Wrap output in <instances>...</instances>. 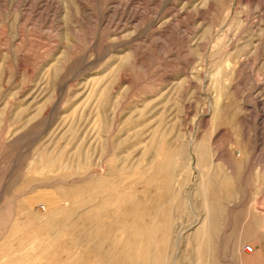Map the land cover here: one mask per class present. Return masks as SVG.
Returning <instances> with one entry per match:
<instances>
[{
	"label": "rangeland",
	"instance_id": "1",
	"mask_svg": "<svg viewBox=\"0 0 264 264\" xmlns=\"http://www.w3.org/2000/svg\"><path fill=\"white\" fill-rule=\"evenodd\" d=\"M178 148L170 192L162 177L149 186V222L172 224L164 264H264L263 223L233 248L264 216V0H0V264H74L82 246L40 226L48 204L83 199L102 189L88 181L121 170L139 188L137 175ZM214 171L233 190L216 231L204 223L196 239L208 207L194 184ZM109 205L107 220L127 206Z\"/></svg>",
	"mask_w": 264,
	"mask_h": 264
},
{
	"label": "bare ground",
	"instance_id": "2",
	"mask_svg": "<svg viewBox=\"0 0 264 264\" xmlns=\"http://www.w3.org/2000/svg\"><path fill=\"white\" fill-rule=\"evenodd\" d=\"M101 94H102V92H101ZM97 100L100 101L99 97L97 98ZM99 125H100V123H99ZM159 145H160V143H159ZM199 145H200V143H199ZM164 150H167V149H164ZM179 153H181V149L178 148L176 151L173 152V155H174L173 157H172V155L168 156V154H167V159L163 163L157 164L153 168V172H149L148 170H142L141 173L138 172L139 175H137V176L142 177V179H140V178L138 179V180L142 181V184H141L142 187L140 186L139 188H137L135 186V185H137L136 184V182H137L136 178L137 177L136 178L134 177L136 175L133 176V173L135 172V170H121L120 172H118L119 175L117 174L118 177H116V178H114V177H103V176H96L95 178L93 177L94 180L88 181V183L94 182L95 183L94 185L101 184L102 189H99L96 185V187H97L96 190L99 189V191H88L87 196H84L83 199L72 200V201L70 200L69 203L64 202L66 204L65 206L51 205V204L49 205L48 204V206H47L48 207V213H47L46 217L43 218L40 226L48 231V235L54 234L55 236H58V235H61L62 233L70 234L72 236V238L75 240L76 244H80L82 246V251L79 254H76V255L73 254L75 256V257H73L74 259L72 260L74 264H164L163 256L166 257L164 254V250L166 251V248L168 246H170V244H172V240H173L172 239V229H170V227H172V226H169V224L170 225H172V224H171V222L168 223L169 220L168 221L163 220L160 223H156V221H155V224H151L149 222V220L152 221V219L154 217V216H152V219H150V217H149L150 210H151L150 204L152 202H154V204L156 203V205H157V200L159 199V196L155 197L150 193L149 186L151 185V182L156 177H162L160 180L159 187L161 188V190L163 192H170L169 190H171L170 189L171 186L169 187V185L171 182L169 183V179L173 175V170H176L177 168L181 167V165L178 164L176 161V157H178ZM150 156H151V154H150ZM196 158H198L197 162H196L197 165H202L203 163H205V160H204L205 159V152L203 151V149H200V148L197 149V157ZM150 160L148 159V161H147L148 166L151 165ZM124 161L125 160H123L122 162L124 163ZM209 161H210V159H209ZM185 165L183 166V169L187 170V165L186 166ZM127 166L128 165H126V167ZM210 166H212V165H210ZM123 167H124V165H123ZM201 168L203 169L204 166ZM226 168H228V167H226ZM120 169L118 168L117 170L119 171ZM212 170H222V169L219 166L218 167L215 166ZM113 171L114 170H112V172ZM200 171H202V170H200ZM107 172L110 175L111 174L113 175V173L111 172L110 169H109V171L107 170ZM109 174H108V176H109ZM103 175H106V174H103ZM91 178L92 177H90V180H91ZM172 179H173V177H172ZM194 185H195L196 190L202 191L204 193L207 191L206 192L207 196L205 197L204 202H205L206 206L208 207V209H206L208 212L204 215L202 220L199 221V225H197V227L194 229L193 235H195V237H198L200 234H203V235H201V237H202L206 234V237H207L208 234L205 233V229H204L205 234L203 233V229H202L203 224L208 223L209 229L210 228L212 229L213 225L218 221L215 218H213V216L217 214L216 208L217 207L219 208L220 203L222 205V202H221L222 199L223 200L224 199H227V200L230 199L229 198L230 197V190L233 187V180H232V177L225 172L222 173L219 171H214L212 174H206V175H203V173H200L199 180H197ZM92 187H94V186H92ZM86 188H87L86 185L81 186V187L78 186V187L74 188L73 190H74V193L78 194V192H80L81 190L86 189ZM103 189H107V190L108 189H110V190L117 189L123 193L119 192L120 194L113 198V195L108 194V193H110V191L108 193L106 191H105L106 193H103L104 192ZM232 190H231V192H232ZM112 191H114V190H112ZM216 191H220V194L219 193L217 194ZM202 192L200 194H202ZM112 194H114V193L112 192ZM98 195H100V196H98ZM172 197H174V196H172ZM116 199H118L120 202H123L127 206L124 207L123 209H121L120 211H118L116 215H114V216L112 215L113 218L107 220L111 216V214H110L111 212H109V208H107V206L109 204H112ZM166 199H168V197ZM65 200L68 201L66 198H65ZM144 201L147 202L146 204H149V207H147V210L144 208L146 205L144 207H142L144 205V204L142 205V202H144ZM53 202H55V201H53ZM159 202H160V200H159ZM162 203L161 204L158 203V206H159V204L161 206ZM119 205L121 206V204H119ZM166 205H164V206H166ZM221 205H220V207H221ZM114 208H115V206H114ZM170 209H168V210H170ZM155 211H157V210H155ZM215 211H216V214H214ZM221 211H222V208H221ZM221 211L220 212L218 211V213H221ZM169 213L171 214V211ZM166 215H167V213H166ZM170 217H171V215H170ZM36 219H38V218L36 217ZM169 219H171V218H169ZM262 219L263 220L261 223L264 224V218H262ZM214 221H215V223H214ZM255 221L258 222L256 219H255ZM172 222H173V220H172ZM214 227L216 228V225ZM246 227H248V226H246ZM209 233H211V232H209ZM37 234H36V236H37ZM51 236L52 235H50V237ZM68 237H69V235H68ZM62 238H63V236H62ZM141 238H143V240ZM205 238H203V240ZM196 239H199V237ZM141 240H142V242H141ZM59 241H57V242H59ZM53 242H55V241H53ZM62 242H61L62 247L60 249H62L64 252V250L68 248V245L66 243H64V242L62 243ZM197 242H198V240H197ZM210 243H208L207 241H203L201 243H196L197 245H196L195 249H201V250L204 248L206 249L208 244H210ZM241 243H242L241 240L235 239L233 242V248H235V250H238ZM69 247H71V244ZM72 248H74V247H72ZM72 248H71V250H72ZM211 248L209 250H211ZM51 254H52V252H51ZM69 254H71V253H69ZM69 254H67V255H69ZM199 255H201V254H199ZM52 256H53L52 259L54 261L57 259L56 262H58V259H59L58 252L57 251L53 252ZM211 256H212V254H211ZM196 257H197V255H196ZM66 259H68V258H66ZM63 260L61 262H63ZM196 260H197V258H196ZM198 260H199V258H198ZM200 261H202V260H200ZM209 262H210V264H214L212 259ZM53 264H55V263H53ZM59 264H60V262H59Z\"/></svg>",
	"mask_w": 264,
	"mask_h": 264
},
{
	"label": "crops",
	"instance_id": "3",
	"mask_svg": "<svg viewBox=\"0 0 264 264\" xmlns=\"http://www.w3.org/2000/svg\"><path fill=\"white\" fill-rule=\"evenodd\" d=\"M249 214V216L251 215L250 213H248ZM262 218H264V217H262ZM262 218H259L258 220L260 221H258V222H256V221H254L253 222V220H252V218L250 217V218H248V221H247V224H246V226H248V227H246V226H244L243 227V229H241V231H240V233L241 234H238V235H234V237H236V239H239V240H241V242H243L245 239H249V238H251L253 235H252V233L250 232V230H252L253 229V227H254V225H256V224H262L261 222H262ZM216 219V218H215ZM216 221V220H215ZM215 221H214V223H215ZM216 223H221V221H217ZM215 226V225H214ZM213 226V231H216L215 229V227ZM249 230H248V229ZM245 230V231H244ZM242 244V243H241Z\"/></svg>",
	"mask_w": 264,
	"mask_h": 264
},
{
	"label": "built area",
	"instance_id": "4",
	"mask_svg": "<svg viewBox=\"0 0 264 264\" xmlns=\"http://www.w3.org/2000/svg\"><path fill=\"white\" fill-rule=\"evenodd\" d=\"M244 250L246 252H251L253 250V247L251 245L247 244V245L244 246Z\"/></svg>",
	"mask_w": 264,
	"mask_h": 264
}]
</instances>
